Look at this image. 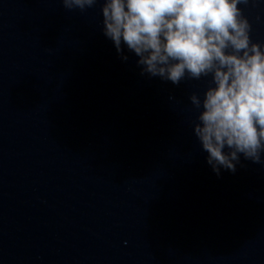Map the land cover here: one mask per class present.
Listing matches in <instances>:
<instances>
[{"label":"clouds","instance_id":"1","mask_svg":"<svg viewBox=\"0 0 264 264\" xmlns=\"http://www.w3.org/2000/svg\"><path fill=\"white\" fill-rule=\"evenodd\" d=\"M242 0H103L104 35L133 52L143 72L179 84L211 76L194 134L217 175L235 171L239 154L264 152V50L250 41ZM97 0H63L81 11ZM127 57H125L126 59ZM227 149V151H226Z\"/></svg>","mask_w":264,"mask_h":264}]
</instances>
